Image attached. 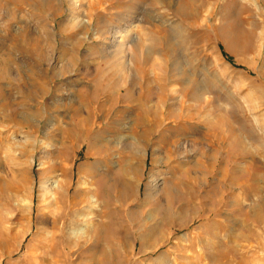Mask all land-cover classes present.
<instances>
[{"label":"rangeland","instance_id":"rangeland-1","mask_svg":"<svg viewBox=\"0 0 264 264\" xmlns=\"http://www.w3.org/2000/svg\"><path fill=\"white\" fill-rule=\"evenodd\" d=\"M55 263L264 264V0H0V264Z\"/></svg>","mask_w":264,"mask_h":264},{"label":"bare ground","instance_id":"bare-ground-1","mask_svg":"<svg viewBox=\"0 0 264 264\" xmlns=\"http://www.w3.org/2000/svg\"><path fill=\"white\" fill-rule=\"evenodd\" d=\"M75 5L80 6L81 4L76 3ZM75 20H76L77 27H83V29L89 28L93 24V23H91L89 18H87V15L83 14V13H81L80 15L75 17ZM74 25H75V21H74ZM85 143L90 146L88 151H87V158L90 159L93 156V153L91 150V142H88V139H87V141H85ZM72 148H73V146L71 145L69 147L62 149L63 150L62 156L64 157L63 161H61L59 163H53V164L49 165L47 169L41 170L40 178L42 179V181H41L40 188L38 189L37 200H38V203L40 205L39 209L41 211V213L39 215V220H40L39 224L41 226L47 227L49 225V221L51 219L53 221H57L58 219L63 218L64 213H65V209H66L75 218V220H74L75 222L73 223V225L70 229V234L72 236H74V238L76 240L77 236L86 234L87 227H82V226L78 227V224L81 222L82 217H83V219H88L89 216H91V214L95 213V210H94L95 204H94V206H91V205H92V203H96L97 196H95V194H93V191L90 188L91 186L90 187L86 186L84 184V182H80L81 184L79 185L80 188L78 190H79V192L83 193V197L78 198V199H76V198L70 199L69 198L68 191L72 187H71V183L68 180L69 164L67 163L66 154H68V152H70V149H72ZM137 154L139 157L142 156L141 155L142 153L139 150L137 151ZM107 168L109 170L111 169L109 166H107ZM85 171H87V172L92 171V167L91 166H85V168H82L80 170V172H81L80 174L83 175L84 173H86ZM87 175H89V174L87 173ZM81 177L82 176H80V178ZM154 177L155 176H153L152 183L154 184V189H156L159 185V180H157V178H154ZM82 178H84V177H82ZM33 189H34V187L31 190L32 197L29 200H26V203H27L26 208L28 210H31L32 204H33V195H34ZM82 204H84V205L87 204L89 206V208L86 211H84L85 208L81 207ZM86 222H88V221H86Z\"/></svg>","mask_w":264,"mask_h":264}]
</instances>
